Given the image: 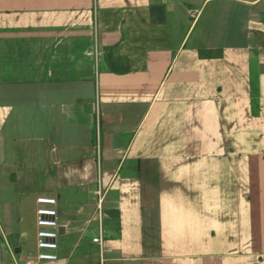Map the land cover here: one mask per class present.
I'll return each mask as SVG.
<instances>
[{"label":"crops","instance_id":"crops-1","mask_svg":"<svg viewBox=\"0 0 264 264\" xmlns=\"http://www.w3.org/2000/svg\"><path fill=\"white\" fill-rule=\"evenodd\" d=\"M101 258L264 264V0H0V264Z\"/></svg>","mask_w":264,"mask_h":264},{"label":"built area","instance_id":"built-area-1","mask_svg":"<svg viewBox=\"0 0 264 264\" xmlns=\"http://www.w3.org/2000/svg\"><path fill=\"white\" fill-rule=\"evenodd\" d=\"M193 14L194 11L190 10ZM37 208H36V224L38 225L37 230V246L40 249L37 253V257L40 259H55L56 253L51 252L49 249L57 248V237L56 231L57 226V209H56V198L53 196L39 195L36 197ZM98 208L100 209L102 203V195L98 196ZM92 240L97 243L102 242L101 235L98 234L93 236ZM13 264H19L14 261ZM100 264H104L103 258H101Z\"/></svg>","mask_w":264,"mask_h":264},{"label":"trees","instance_id":"trees-1","mask_svg":"<svg viewBox=\"0 0 264 264\" xmlns=\"http://www.w3.org/2000/svg\"><path fill=\"white\" fill-rule=\"evenodd\" d=\"M105 60L108 64V67L113 72H127L130 70V65L128 59L116 56L113 52V49H108L105 54ZM120 59H125V61L121 62Z\"/></svg>","mask_w":264,"mask_h":264}]
</instances>
